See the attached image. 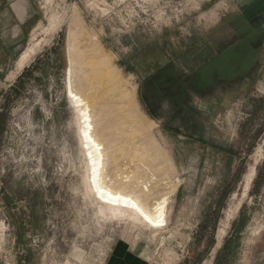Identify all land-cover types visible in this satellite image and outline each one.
<instances>
[{
	"label": "rangeland",
	"instance_id": "rangeland-1",
	"mask_svg": "<svg viewBox=\"0 0 264 264\" xmlns=\"http://www.w3.org/2000/svg\"><path fill=\"white\" fill-rule=\"evenodd\" d=\"M35 1L30 39L12 59L0 57V264H109L121 242L146 264H264L263 94L208 103L201 139L166 132L142 99L144 79L180 65L255 0ZM74 21L81 26L72 79L91 102L94 125H111L109 141L97 129L105 167L119 178L111 184L123 188L136 175L152 198L170 193L164 226L103 214L87 186V153L67 96ZM34 41L37 52L18 74V54Z\"/></svg>",
	"mask_w": 264,
	"mask_h": 264
},
{
	"label": "flooded vegetation",
	"instance_id": "flooded-vegetation-1",
	"mask_svg": "<svg viewBox=\"0 0 264 264\" xmlns=\"http://www.w3.org/2000/svg\"><path fill=\"white\" fill-rule=\"evenodd\" d=\"M242 14L254 29L260 27L257 23V13L250 10L241 12L228 25L218 31L215 40L213 36V41L198 44L190 51L188 56H183L180 65L168 63L144 79L142 99L148 111L164 120L163 129L166 132L176 134L178 139L204 138L206 136V105L209 103L211 108L217 97L222 98L229 94L243 78L251 76L257 67L263 43L256 47V59L249 70L242 69L239 72L238 69H233L230 71L231 73L215 70L209 81L202 78L201 69L205 65L240 41V36L231 25V22ZM38 45L39 42L34 41L27 49L35 48L36 53ZM209 50L210 52H208ZM200 57H202L201 61L197 64L195 61ZM170 70L174 72V75H168L165 81H161L159 78L160 81L157 82L153 79L158 73ZM198 99H201L204 106H201Z\"/></svg>",
	"mask_w": 264,
	"mask_h": 264
},
{
	"label": "bare ground",
	"instance_id": "bare-ground-1",
	"mask_svg": "<svg viewBox=\"0 0 264 264\" xmlns=\"http://www.w3.org/2000/svg\"><path fill=\"white\" fill-rule=\"evenodd\" d=\"M80 26L81 22L77 23V21H74L73 23H71L70 32L67 39V53L70 63V67L68 69L69 80L67 83V96L69 100H71V102L73 103L72 105L76 110L78 117L79 137L82 143L84 144L87 153L86 159L88 161L87 163L89 168V172L87 170V172L89 173V176H87L89 177L87 178L89 179L87 186L90 188V192L96 195L97 199L99 200L101 204L100 211L103 212V214L105 213L109 216H113L112 218L126 219L132 222L142 220L143 223L148 224L152 228L164 226L166 225V219L168 216L167 214L169 208L170 193L164 194L158 198H152L153 189L150 188L148 184L142 185V180L139 181L140 178L136 175L135 177H131L129 180H126L125 186H121L123 188H116L111 184L113 183V181H117L119 178L117 177L118 175H115L116 173H113L105 167V160L107 159L106 157L109 158V156H107L108 149H105L102 139H100V137L98 136L99 133L97 132V129L100 130L102 132L101 135H104L105 138L107 137L108 140V137H110L109 134H112L109 133L111 125H108L107 122H105V124L102 126V123L104 121L100 124L101 126H99L98 122L94 125L91 114V102H89L87 97L85 98L83 94L79 91V89L75 87L74 81L72 79L74 64L73 59L75 57L76 51L75 38L77 36ZM98 43L99 40L97 38V35H93L91 43V48H93V50L88 47L89 50L91 49L95 53V51H97ZM35 51V48H29L23 53L17 63L18 74L30 62L32 55L35 53ZM83 53L88 54V52L86 51ZM85 56L87 57V55ZM100 111L102 113V110ZM97 121H99V119ZM112 137L110 138V140L112 139V141L109 142V146L111 149L110 151L115 152V146L117 147V145H115L116 140H113ZM260 150L261 149L259 148L257 152H259ZM110 151L108 153H110ZM260 154L261 153H259V155ZM255 173L256 167L252 166L246 173L247 184H250L252 182ZM122 178L124 177L122 176ZM224 232V229H222L220 231V236H222Z\"/></svg>",
	"mask_w": 264,
	"mask_h": 264
},
{
	"label": "crops",
	"instance_id": "crops-1",
	"mask_svg": "<svg viewBox=\"0 0 264 264\" xmlns=\"http://www.w3.org/2000/svg\"><path fill=\"white\" fill-rule=\"evenodd\" d=\"M247 10L257 13V23L264 28V0L252 1ZM263 6V7H262ZM246 10V11H247ZM38 18V7L35 0H0V57L12 59L21 53L25 43L30 39ZM264 36V35H263ZM21 55V54H18ZM19 57V56H18ZM264 37L262 52L253 74L243 78L229 94L240 96L244 101L264 96ZM224 96V97H225ZM252 98V99H251ZM109 264H146L145 260L132 252L125 243L116 248Z\"/></svg>",
	"mask_w": 264,
	"mask_h": 264
},
{
	"label": "water",
	"instance_id": "water-1",
	"mask_svg": "<svg viewBox=\"0 0 264 264\" xmlns=\"http://www.w3.org/2000/svg\"><path fill=\"white\" fill-rule=\"evenodd\" d=\"M231 25L237 30L240 41L201 69L204 80L209 81L215 70L231 73L230 71L233 69H238L240 72L242 69L249 70L254 64L256 59L255 49L263 43L264 28L257 27L254 29L243 14L231 22ZM168 75H174V72L171 70L162 71L155 75L153 79L157 82L160 80L165 81Z\"/></svg>",
	"mask_w": 264,
	"mask_h": 264
},
{
	"label": "trees",
	"instance_id": "trees-1",
	"mask_svg": "<svg viewBox=\"0 0 264 264\" xmlns=\"http://www.w3.org/2000/svg\"><path fill=\"white\" fill-rule=\"evenodd\" d=\"M28 72H29V70L26 69V70L23 72V74L18 78V81H20V80H21V77H22L25 73H28Z\"/></svg>",
	"mask_w": 264,
	"mask_h": 264
}]
</instances>
